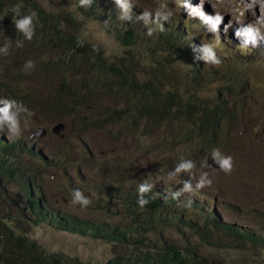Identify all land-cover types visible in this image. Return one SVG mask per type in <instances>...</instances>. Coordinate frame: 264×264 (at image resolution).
<instances>
[{"label": "rangeland", "instance_id": "374dc122", "mask_svg": "<svg viewBox=\"0 0 264 264\" xmlns=\"http://www.w3.org/2000/svg\"><path fill=\"white\" fill-rule=\"evenodd\" d=\"M40 1L45 7L55 12L61 11V5H66L65 0ZM133 1L140 11H152L158 3L166 2L173 16L165 22L168 24L180 22L185 35L193 39L196 48L207 42L218 45L216 54L222 62L218 66L202 63L200 79H207V81L206 85L197 91V96L204 103H211L219 98L223 101L227 100L228 110H232L234 114L232 118L237 117L225 120L226 124L224 123L222 131H219L217 136V145L204 147L200 145L198 136L186 132L185 125L191 127L189 123L178 118H172L168 128L166 124L159 128L146 125L143 118L135 136L122 132L120 137H116V129L110 130L111 136L107 135L106 130L88 129L91 127L90 118L98 117L99 113L107 108L103 103L107 97L103 95H100L102 97L97 100L99 104H103L101 107L95 105V100L86 103L85 118L80 120L74 115H68L67 118L60 115L52 117L53 114H48L49 110H39V112L35 110L34 114L37 113L40 117L32 115L27 127L24 126L22 119V139L31 140L30 143L35 142L36 146L42 147L51 158L54 155L62 157L60 161H57V165L48 167L43 176L38 175L39 181L36 180L41 183L40 190L37 189L38 193H42L50 209H57L81 218L86 217L97 222L102 221L109 225L118 224L122 227L128 223L134 231L135 238L141 240L145 246L148 243L160 246L166 239L180 247L195 249L202 255L204 264H264V246L253 245L246 240L236 242L234 240L237 238L223 229L212 228L215 232L208 238L203 235L204 239H201L197 233L190 232L187 226L183 227L174 220L178 224L174 228L158 227L156 230L147 228L145 232H141L137 228V222L134 221L136 216L127 209L123 211L122 203L120 205L119 202L109 199L106 194H103L105 189L101 191L99 188L101 182L106 185L115 180L107 173L116 175L118 167H122L127 172H133L139 168L134 175H121H125L126 188L135 189L138 182L143 181L152 184L156 190L165 189L172 193L176 189V192H179L182 184L168 180L167 173L174 169L183 157L195 163L194 178L191 179L193 189L202 173H206L207 177L213 181L211 187L206 186L194 192L181 193L182 201L187 206L185 208L189 210L183 213L184 219L188 215L193 222L197 220L199 226H203V221L195 218L200 215L194 213L191 210L193 206L189 204L196 203L200 205L206 216L212 217L214 209L218 212L221 223L242 226L264 236V57L250 49L242 50L241 45H233L237 44L235 36L229 37L226 41L227 33L224 28L218 33L211 32L202 36L207 33V29L198 18L190 17L185 8L179 7L184 0ZM195 1L204 2L203 10L206 9V5L211 7L212 11L209 15L216 13L223 15V21L225 19L229 21L228 17H224L228 16L226 13L233 9L237 16L243 12L237 4H230L229 0ZM236 1L245 9L246 4L243 0ZM70 5L73 9L74 0H70ZM244 14H246L247 24L255 23L257 17L251 11H246ZM180 16L185 17L186 21L181 20ZM189 22H192V26ZM77 25L79 36L99 45L104 56L109 60L117 61L125 54L124 46L120 45L115 37L106 32L97 21L82 18ZM196 30H198L196 34H200L199 39L192 35ZM4 32L5 30L1 31V34ZM232 34L233 32L230 33ZM17 42L9 38L0 41V48L6 43L9 45L7 55L0 52V68L22 64L26 66L28 61H32L33 64H47L58 58L52 48L31 53L23 46L18 47ZM20 44L22 45L21 42ZM261 48L264 50V44ZM146 62L148 63V57ZM171 67L172 69L168 67L167 71L176 72L172 74L173 77L169 79V83L179 94L184 95L187 85L193 83L190 71L192 65L189 62L175 61ZM0 72L7 74L10 73V69L8 67L6 72ZM39 81L30 86L25 85V87L28 89L39 87L43 91L51 92L58 88L55 76H50L47 82L42 81V78ZM71 83L75 82L71 81ZM231 91L235 92L230 94ZM34 92L42 95L40 91L35 90ZM236 100L239 108H235V104L234 107L231 106ZM38 120L42 121V125L38 126ZM59 120L65 122V127L58 133L52 134L50 129ZM40 126L48 130L42 138L35 135ZM151 128H153V133L146 135L145 133ZM0 129L6 140L13 138L6 128ZM214 150H219L223 155L232 156L234 167L231 174L226 175L214 163L212 159ZM68 164L70 167L61 180L57 176L58 170ZM74 169L81 170L80 177L76 176ZM55 175L57 178L53 177ZM86 176L88 178L84 181ZM180 179L186 180L189 176L184 173ZM76 189H79L85 196H89L91 203L87 207L72 203L73 191ZM64 190H66L65 193H69V197L64 195ZM215 194L220 195L219 198H214ZM63 196L66 200H63ZM8 197H13L15 203L8 202ZM15 204L26 207L30 212L26 195L20 186L0 187V215L7 211L16 218ZM236 207L240 212L233 210ZM28 236L46 252L61 254L63 264H72L76 260L101 264L114 255L131 252L129 246L125 247L105 238L56 231L52 225L44 221L37 226H32ZM136 251L134 247L133 252Z\"/></svg>", "mask_w": 264, "mask_h": 264}, {"label": "trees", "instance_id": "16d2710c", "mask_svg": "<svg viewBox=\"0 0 264 264\" xmlns=\"http://www.w3.org/2000/svg\"><path fill=\"white\" fill-rule=\"evenodd\" d=\"M65 1L66 5H61V11L55 12L45 7L40 0H0V41L5 38L19 41L31 53L52 48L58 55L56 60L47 64L35 63L32 68H27L24 64L0 68L2 72H6L8 67L10 69L7 74L0 72V97L22 102L35 117H40L37 113L34 114L35 110H49L48 114H53L52 117L60 115L67 118L68 115H74L80 120L85 118L86 103L95 100V105L101 107L103 104H99L97 100L103 95L107 97L103 100L107 108L98 117L90 118L91 127L88 129L104 130L107 125L116 122L122 128L120 135L127 132L133 136L143 118L148 124L161 123L167 127L172 118H178L189 123L191 127L185 125L186 132L198 136L200 145H217V136L224 123L226 124L225 120L237 117L232 118L234 114L232 110H228V101L219 98L211 103H204L199 99L197 91L206 85L207 79L201 80V72L198 70L192 73L193 83L187 85L184 95L179 94L169 83L176 71L169 72L167 68L172 69L175 61L189 56L190 43L183 45L172 35L159 33V30L153 33L154 36H148L147 30L140 34L130 22L121 21L112 5L105 0H92L90 7H79V3L74 0L77 11L83 18L97 21L124 46L125 54L122 57L117 61L109 60L99 45L82 39L78 32L75 35L65 30L74 29L78 20L71 9L70 0ZM16 4L23 5L21 15L31 12L37 15V19L33 21L35 34L31 41L14 30V15L10 9ZM3 30L5 32L1 34ZM50 76H55L58 81V88L54 92L43 91L39 87H25L40 82V78L47 82ZM35 90L42 95L35 93ZM232 92L235 91L230 94ZM234 104L235 108H239L237 100L231 106L234 107ZM39 125H42L41 120H38ZM151 131L153 129L148 133ZM1 137L0 135V187L20 186L26 195L30 212L26 207L15 204L16 218L7 211L0 215V264H63L61 254L48 253L37 242L29 239L31 227L42 221L52 225L56 231L116 240L131 249L130 254L127 251L126 254L114 255L101 264H204L202 255L195 249L180 247L166 239L160 246L155 243L145 246L135 238L128 223L122 227L118 224L109 225L48 208L42 193H38L41 183L37 180L38 175L43 176L50 165L43 164L46 162L38 151L32 145L21 142V136L16 137L18 140L13 142H6ZM61 159L57 155L51 167ZM69 167V164L64 165L58 170L57 176L61 180ZM141 183L144 182L133 184L137 187L132 189L126 188L124 179H117L111 187L107 186V192L104 191L109 199L120 205L122 203L123 211L127 209L136 216L134 221L141 232H145L147 228H174L178 225L174 222L176 220L183 227L187 226L190 232L197 233L201 239H204L203 235L208 238L214 233V228L232 234L237 238L234 240L236 242L246 240L253 245L264 246L263 236L252 230L221 223L219 214L214 209V215L210 217L204 214L200 205L189 203L193 206L191 210L200 215L195 218L202 220L203 226H199L197 220L193 222L188 215L184 219L183 213L189 210L185 208L187 206L181 195L177 199L172 198L174 192L167 193L164 189L159 191L153 187L145 194L149 203L141 208L137 203V190ZM219 196L215 194L213 197ZM7 201L12 203L14 199L8 197ZM233 210L240 212L238 207ZM131 246L136 247L137 251L133 252L134 247ZM72 264L99 263L76 260Z\"/></svg>", "mask_w": 264, "mask_h": 264}, {"label": "clouds", "instance_id": "9594fccd", "mask_svg": "<svg viewBox=\"0 0 264 264\" xmlns=\"http://www.w3.org/2000/svg\"><path fill=\"white\" fill-rule=\"evenodd\" d=\"M76 1L79 3V7H90L92 4V0H76ZM105 1L108 2L110 5H112V7L115 9L118 15V18L121 21L130 22V25H134L140 34L146 32L147 30L146 34L148 36H152L154 32L159 30V33L165 32L167 34L172 35L179 43H183V45H186V43H190L191 45L189 47L190 49L189 56L186 59H179V61H183L184 63H187V62L191 63L192 65L191 70H190L191 73H193L194 70H198L201 72V75H202L201 66L203 62L206 64L213 65V66H218L221 64L222 61L216 54V49L218 46L217 44L207 42V43L200 45L198 48H196L193 39L185 35L184 29L180 25V22L177 24H168L167 22H165V21H169V19L173 16V12L169 8L166 2L158 3L155 9H153L152 11H140L136 8V5L133 0H105ZM193 1L194 3L199 4V5L193 6L189 4L187 0H184V2L179 5V7L185 8L187 10V14L190 17L198 18L201 24L206 27L207 33L203 34L202 36H206L211 32L218 33L222 31V29L224 28L227 33L226 41L229 40V37L235 36L240 41L239 43L233 44V45H236V46L241 45L242 50L250 49L254 51L255 53L260 54L264 57V50L258 47L259 44L264 43V0H250V2L245 5V10L252 11L253 14H255L254 9H256L257 5H259V10H260V15L256 18L255 23H248V24H247L246 14H244L243 10H242L243 12H241L240 15L237 16V22L232 21L228 13H226L228 16H225L224 18L228 17L229 21L226 19L223 21V15L219 13L209 15V13L212 10H211V7H209L208 5L205 4L206 9L203 10L202 6L204 2L202 1L196 2L195 0ZM22 7H23L22 4H16L12 6L10 9V11L14 15V27H15L14 30L21 37L25 38L28 41H31L35 34V26H34L33 21L34 19H37V15L35 12H31L27 15H21L20 9ZM72 10L74 11L78 19L76 21V27L74 29L72 28L66 29L64 26V28L65 30L72 32L76 35L77 32L79 33V28L77 24H79V22L81 21L83 17L78 13L76 6H74ZM180 18L181 20L186 21L185 17L180 16ZM189 25L192 26V22H189ZM138 28H140V30ZM197 32L198 30L194 31L192 35L199 39L200 34H196ZM232 32L233 34L230 35V33ZM17 46L18 47L22 46L19 41L17 42ZM8 49H9V45L6 43L2 48H0V52H3L4 55H7ZM33 66L34 65L32 61H28L26 63L27 68H32ZM0 105H2L0 106V128H6L8 133L13 136L11 140H6L3 137L2 130L0 129V135L2 136L1 138L6 142L16 141L18 140V138L16 137H20L22 135V126H21L22 119L24 121V126L27 127L28 120L33 115V113L22 102L17 101L15 99L7 98V97H0ZM59 123L64 124V127H65L64 121H61V120L57 121L54 125H52L50 129V132L52 134H54V132H52V128ZM146 125H151V124L146 123ZM162 125L164 124L158 123L154 125V128H159ZM40 128L45 129L46 132L48 131L46 127L40 126ZM111 129H116V137L121 136L120 130L122 128L120 127L118 123L114 122L113 124H109L106 126L104 130L107 131L108 136H111V133H110ZM139 129H140V126H139ZM148 132L145 133L148 136L153 133V131H151V133H148ZM39 134H40V131L38 129L35 135H38V137L42 138L43 135L40 136ZM135 134L133 136H135ZM6 137L9 139L8 136ZM20 141L23 143H26V145L27 144L32 145V148L38 151L39 155L43 158V160H45L46 163H43V164H48L50 166H53V162L55 161L53 159L54 158L56 159L57 155L56 157L54 155L53 156L54 158L53 157L51 158L49 156V153L46 152L42 147L40 146L37 147L35 142L30 143L31 140L26 141L24 139H20ZM212 159L214 163L219 167V169L223 171L226 175L231 174V172L233 171V167H234L232 156L223 155L220 153L219 150H214L212 153ZM131 165H129V167ZM194 168H195V163L192 160L184 159L182 157L180 159V162L174 167V169H172L171 171L167 173L168 180L177 181L182 184V188L179 192H176V189L173 190L174 192L172 194L173 199H177L181 195L182 192H194L196 190L203 189L206 186L211 187L213 181L207 177L206 173H202L200 175V178L197 180L195 184V189H193L191 179L194 178V172H193ZM138 171H139V168L133 170V172H127L122 167H118L116 175H113L110 173H107V175L113 177L115 180L117 179L121 180V179H124L125 177V175L121 176L122 174L134 175ZM74 173L76 174L77 177L81 176L80 169H74ZM184 173L188 174L189 179H186V180L180 179L182 174ZM87 178L88 177L86 176L84 178V181H86ZM113 182H111L110 184H106V185H103V183L101 182L99 185L100 190L102 191L103 189H105V191L107 192L108 191L107 186L110 185L111 187ZM152 188H153V185L148 184V182H144L138 185L137 203L141 208H143L146 204L149 203V200L146 198L145 194L149 193L152 190ZM159 191H163V189ZM165 192L167 191L165 190ZM103 194H105V192ZM64 195L68 197L69 193L67 192ZM65 196H63L64 197L63 200H66ZM72 203L79 204L81 207H87L91 203V200L88 195L85 196L79 189H76L73 191ZM227 224H231V223H227ZM231 225L237 226L235 224H231ZM237 227H242V226H237ZM244 229H248V228H244ZM109 241H112V242L115 241L119 244H122L116 240H109ZM123 246L126 247V245H123Z\"/></svg>", "mask_w": 264, "mask_h": 264}, {"label": "bare ground", "instance_id": "6f19581e", "mask_svg": "<svg viewBox=\"0 0 264 264\" xmlns=\"http://www.w3.org/2000/svg\"><path fill=\"white\" fill-rule=\"evenodd\" d=\"M229 1H230V4L235 3V4H237V7H238L239 9L243 10L244 13L246 12V10L243 9V8L239 5V2H237L236 0H229ZM243 1H244L245 4H248V3L250 2V0H243ZM187 2H188L189 4H191V5H193V6H195V5H199V4L194 3L193 0H187ZM251 12H252V11H251ZM254 12H255V14H253V15H254L255 17H258V16L260 15L259 5H258V7L256 6V9H254ZM252 13H253V12H252ZM228 14L230 15V19H231L232 21L237 22V15H236V11H235L234 9H233L231 12H229ZM235 40H236L237 43H239V41H240L238 38H236ZM263 44H264V43H263ZM263 44H259L258 47L261 48V46H262ZM251 47H252V46H251Z\"/></svg>", "mask_w": 264, "mask_h": 264}, {"label": "water", "instance_id": "95a60500", "mask_svg": "<svg viewBox=\"0 0 264 264\" xmlns=\"http://www.w3.org/2000/svg\"><path fill=\"white\" fill-rule=\"evenodd\" d=\"M64 128V124L62 123H59L57 125H55L53 128H52V132L54 133H58L60 129ZM39 131H40V136L44 135L46 133V130L43 129V128H39ZM63 136V134H62Z\"/></svg>", "mask_w": 264, "mask_h": 264}]
</instances>
